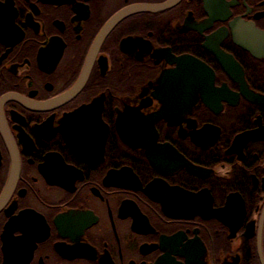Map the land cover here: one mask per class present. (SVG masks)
<instances>
[{
    "label": "flooded vegetation",
    "instance_id": "obj_1",
    "mask_svg": "<svg viewBox=\"0 0 264 264\" xmlns=\"http://www.w3.org/2000/svg\"><path fill=\"white\" fill-rule=\"evenodd\" d=\"M0 264H264V0H0Z\"/></svg>",
    "mask_w": 264,
    "mask_h": 264
},
{
    "label": "water",
    "instance_id": "obj_2",
    "mask_svg": "<svg viewBox=\"0 0 264 264\" xmlns=\"http://www.w3.org/2000/svg\"><path fill=\"white\" fill-rule=\"evenodd\" d=\"M238 30H240V29H238ZM241 37L240 38L236 37L237 38L236 42L238 44H242V41H240ZM209 49H211V48H209ZM211 50H212V52L215 53V55L222 62L223 65L228 66V65L232 64V57L228 56L223 51L218 49L217 46H215L214 49H211ZM167 58L170 61V63H175L176 62L178 64V66H177L178 68H174V69H171V70H166L161 75L159 90L160 91H164V92H170V93H168L166 95L167 97H170V98L174 97V96L171 97L170 95L172 94L171 92H175V82H178L181 79V74L178 71L179 69H182L184 71L186 69H189L190 70L189 73H191V69H197L199 71H196L195 73L192 72V74L193 75L197 74L200 77H202V75H205V76L210 75L209 71H205V72L204 71H200V70H202V68L204 66L203 63L200 60H198L197 58H194L192 56L186 55V56H181V57L176 58V59H174L173 57L172 58L167 57ZM182 77H184V76H182ZM209 78H210V81L207 83V86H209L208 90H214L212 88V79H211V77H209ZM200 90H203V89H200ZM204 99H205L206 103H208L209 106L211 105L210 104L211 101L214 102V104L218 103V100L215 99V98L208 97V98H204Z\"/></svg>",
    "mask_w": 264,
    "mask_h": 264
}]
</instances>
